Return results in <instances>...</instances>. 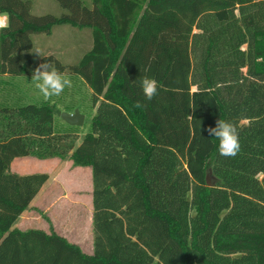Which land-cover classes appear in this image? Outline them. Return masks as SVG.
<instances>
[{"label":"trees","instance_id":"16d2710c","mask_svg":"<svg viewBox=\"0 0 264 264\" xmlns=\"http://www.w3.org/2000/svg\"><path fill=\"white\" fill-rule=\"evenodd\" d=\"M55 1L59 16L0 0V76L32 74V34L90 28L77 63L40 64L80 76L95 113L76 144L54 132L50 102L0 107V264H264V0ZM218 119L238 129L234 158L207 133ZM24 156L91 168V255L13 228L48 179L12 172Z\"/></svg>","mask_w":264,"mask_h":264},{"label":"rangeland","instance_id":"374dc122","mask_svg":"<svg viewBox=\"0 0 264 264\" xmlns=\"http://www.w3.org/2000/svg\"><path fill=\"white\" fill-rule=\"evenodd\" d=\"M88 4L90 0H85ZM32 12L34 14H46L51 13L55 16H59L65 12V10L55 0H33ZM58 29H72L75 33H78V37L81 38L80 43H75L77 37L67 33H59ZM52 36H41L43 42L35 48L32 57L33 69L40 64V56L45 50H51L55 57L62 64H75L90 48L89 38L92 40L91 29L83 28L81 30H75L73 26L62 24ZM85 36V37H84ZM76 40V41H75ZM75 41V42H74ZM88 44V45H87ZM49 54V53H48ZM52 54V55H53ZM72 80V87L65 88L64 92L54 97L53 101H49L53 104L55 109L61 112H70L78 110L84 115V122L80 126L70 125L63 121L58 115H54L53 130L55 133H74L77 136L76 144H79L84 136L91 129V120L95 113V108L92 102V92L87 83L78 75L65 73ZM11 78L1 80L0 79V106L5 107H19L29 103L41 104L45 102L41 96L38 95V90L35 89L32 76L23 75L18 78ZM14 79V80H13ZM7 100V103H6ZM58 167L49 170L48 175L50 179L42 187L39 196L34 199L32 206L24 214L23 219L17 227L19 230H42L48 234L52 232L63 235L71 239L78 236L75 241H79L82 246L89 250L91 242L93 243V230L90 221V211L87 207V200H80L83 207H76L71 205L74 201H78L76 198L85 193V189L89 186V166H82L78 168L73 162L69 164L70 159L65 157L61 159ZM45 162H32V169L37 172H46L43 167ZM88 167V169L86 168ZM34 171V172H36ZM82 188L84 190H82ZM92 190V185L90 186ZM82 197V196H81ZM91 198V194H90ZM73 211L75 214L79 213L77 218H74L75 222H78L80 226H71L67 219L63 216L65 213ZM92 211V210H91ZM16 228V227H14Z\"/></svg>","mask_w":264,"mask_h":264},{"label":"clouds","instance_id":"9594fccd","mask_svg":"<svg viewBox=\"0 0 264 264\" xmlns=\"http://www.w3.org/2000/svg\"><path fill=\"white\" fill-rule=\"evenodd\" d=\"M0 27L3 25L0 24ZM31 81L38 90V95L45 102L53 101V98L60 96L65 88L72 87V80L50 62L37 65L32 72ZM140 87L148 101H151L158 93V82L147 75L141 78ZM136 107L140 108L143 105L137 102ZM207 133L219 141L218 152L221 156L234 158L239 153L241 148L239 133L232 122L218 119L214 127L207 129Z\"/></svg>","mask_w":264,"mask_h":264},{"label":"crops","instance_id":"0c3cea01","mask_svg":"<svg viewBox=\"0 0 264 264\" xmlns=\"http://www.w3.org/2000/svg\"><path fill=\"white\" fill-rule=\"evenodd\" d=\"M32 7H33V0H31V9H30V12L33 14V15H39V14H34L33 12H32ZM40 15H42V14H40ZM0 18L2 19V25H3V27H5L6 26V24H7V16L5 15V14H2V13H0ZM60 25H62V24H57V25H54L52 28H51V31H50V33H48V34H45V33H38V34H32L31 35V38H32V48H31V50H30V52H31V54H32V57H33V55H34V53H33V51L35 50V48L37 47V46H39L40 44H41V42H43L42 40H43V37H41V36H52V34L59 28V26ZM67 25H69V24H67ZM70 26H72V25H70ZM3 27H0V35H1V29L3 28ZM74 27V26H73ZM74 28H78V27H74ZM81 29H83V28H78V29H75V30H81ZM59 31V33H67V34H69V35H72L74 38H76L77 37V41L75 42V43H77V44H79L80 43V45H81V38H83L82 36H80V37H78L79 35H78V33H75V31H73L72 29H58ZM91 35H92V30H91ZM85 37V36H84ZM89 44H91V46H90V48H88L87 49V51H89L90 49H91V47H92V40H90V38H89ZM88 45V44H87ZM86 51V52H87ZM43 54L40 56V58L42 57V56H45V55H52L53 53H55V54H59V53H63V50H61L60 52H54V51H51V50H45L44 52H42ZM49 53V54H48ZM60 55V54H59ZM53 56H55L54 54H53ZM32 64H33V62H32ZM34 70V69H33ZM10 76H13V75H7V74H5V75H1L0 76V79L1 80H5V79H8V78H11ZM21 76H23V75H16V76H14V77H12V78H18V77H21ZM29 77L30 76H32V74H30V75H28ZM14 80V79H13ZM6 103H7V100H6ZM4 105H2V106H0V107H3ZM70 113V112H69ZM42 160V162H45L44 164H46V165H44V167H43V169L46 171L45 173H47L48 174V172H49V170L47 169V168H50V167H52L53 169H55L56 167H58V164H59V162L60 161H62L60 158H57V157H54V158H47V159H39V158H36V157H32V156H24V157H16V158H14L13 160H12V162H11V164H10V170L12 171V172H15V173H17V174H20V175H25V174H31V173H35L34 171H36V170H31L32 168V162H39V161H41ZM69 162V164H71L72 163V161L70 160V161H68ZM82 166H78V168H81ZM87 169H88V167H86ZM89 169H90V167H89ZM88 169V170H89ZM37 172V171H36ZM90 173H89V179H90V183H89V186H87V188L85 189V193H82L81 194V196L80 195H78V197L76 198L78 201H76V202H72L71 203V205H75L76 207H83L82 206V204L80 203V200L82 201L83 199H85V200H87L88 202H87V207H88V210L90 211L89 213H90V221H91V224H92V216H93V203H92V190H93V184H92V173H91V169H90V171H89ZM48 179H50V177H49V175H48ZM48 179H47V181L46 182H48ZM46 182L42 185V187L46 184ZM92 185V190H90V186ZM42 187L40 188V190L38 191V193L36 194V196L33 198V200L30 202V204H29V206L21 213V215L19 216V218L17 219V221L15 222V224L13 225V228L14 227H16V228H18L17 226L20 224V223H18L21 219H23V216H24V214L27 212V210L32 206V202L34 201V199L36 198V197H38L39 196V193H40V191H41V189H42ZM82 190H84L83 188H82ZM90 194H91V198H90ZM92 210V211H91ZM78 214L79 213H77V214H75L73 211H71V212H68V213H65V215L63 216L65 219H67V221H68V223L72 226L73 224H74V226H80V224H78V222H75L74 221V218H77V216H78ZM92 230H93V226H92ZM61 236H63V235H61ZM63 237H65L69 242H71V243H74V244H76V245H78L80 248H81V250L84 252V253H86V254H89V255H91L92 253H93V243L91 242V244H90V246H89V250L88 251H86V249L82 246V244L79 242L80 240H79V238H78V236H76V238L79 240V241H75L76 240V238H73V239H71V241L69 240V238L68 237H66V236H63Z\"/></svg>","mask_w":264,"mask_h":264},{"label":"water","instance_id":"95a60500","mask_svg":"<svg viewBox=\"0 0 264 264\" xmlns=\"http://www.w3.org/2000/svg\"><path fill=\"white\" fill-rule=\"evenodd\" d=\"M56 115H58L63 121L70 125L80 126L84 122V115L81 114L77 109L72 113L69 112H61L56 110Z\"/></svg>","mask_w":264,"mask_h":264},{"label":"built area","instance_id":"2783aa9c","mask_svg":"<svg viewBox=\"0 0 264 264\" xmlns=\"http://www.w3.org/2000/svg\"><path fill=\"white\" fill-rule=\"evenodd\" d=\"M0 24H2V19L0 18Z\"/></svg>","mask_w":264,"mask_h":264}]
</instances>
